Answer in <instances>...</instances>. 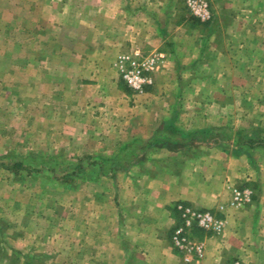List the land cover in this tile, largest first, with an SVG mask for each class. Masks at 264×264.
<instances>
[{
	"label": "rangeland",
	"instance_id": "1",
	"mask_svg": "<svg viewBox=\"0 0 264 264\" xmlns=\"http://www.w3.org/2000/svg\"><path fill=\"white\" fill-rule=\"evenodd\" d=\"M182 1L181 14L171 17H187L198 39L201 35L202 61L185 71L192 73L186 82L193 85L180 87V108L154 103L146 111L145 100L155 83L144 93L133 92L120 78L117 57L114 67L112 60L133 48L147 51L125 40L124 18L101 20L112 17L118 6L117 17H127L139 6L129 0H0V264H153L144 260L145 246L128 226L149 225L141 224L139 209L149 192L140 178L155 171L154 160L164 154L146 144L158 136L152 132L159 124H174L162 118L166 106L182 113L176 119L180 128L162 135L172 143L207 140V135H193L186 128L200 131L206 126L209 108L204 102L212 99L227 104L221 115L230 117L223 124L243 128V141L257 138L264 143V0H207L211 16L206 21L193 16L187 0ZM212 27L217 30L212 41L220 49L229 48L233 55L228 63L235 66L226 70L220 84L207 81L218 72L217 59L210 54L215 44L202 37ZM194 96L200 102L196 108ZM155 111L160 118H154ZM190 149L180 153L205 152L202 147ZM16 161L23 167L13 171L9 167ZM253 183L243 180L233 188L259 191ZM230 198L231 193L213 208L183 201L175 205L208 210L224 219L227 207L232 208ZM179 222L177 212L170 234L163 233V238L181 264H191L198 260H184L170 240ZM215 234L190 231L191 238L204 242L199 260L208 252L205 235L218 238ZM251 241L246 255L259 258L248 263L233 258L232 264H264V238Z\"/></svg>",
	"mask_w": 264,
	"mask_h": 264
},
{
	"label": "crops",
	"instance_id": "2",
	"mask_svg": "<svg viewBox=\"0 0 264 264\" xmlns=\"http://www.w3.org/2000/svg\"><path fill=\"white\" fill-rule=\"evenodd\" d=\"M129 1L132 5L136 4V8L138 6L139 8L133 10L132 13H126L127 17H117V12L120 10L118 6V9L113 11L114 14L113 12L110 13L112 17H102L101 20L112 23L118 21V18H124L126 22L125 40L128 41V44L134 45L136 43L147 51L146 54L158 55L157 67L154 73L155 87L147 95L148 100H145L147 103L146 111H149V106L154 103L177 104L180 108V104L184 102L180 87L186 83V86L193 85V82H189L190 80L186 82L187 76L192 79L190 77L192 73L188 72V75L185 71L190 70L195 64H199V59L202 61L203 52L199 42L201 41V35L198 39V35L195 34L187 17H171L177 12L181 14L180 11L183 10L184 5L182 0ZM138 1L139 3H137ZM215 31L212 30L209 34L208 31H205L206 33H203L202 37H208L212 43V39L215 40L213 38L215 33H211ZM225 32L223 33L224 37H229V33ZM210 47V54L217 59L216 69L218 72L207 78V81L217 84L215 82L218 80L220 84L225 79L224 73L226 70L229 68L235 69V66L228 63L233 54L228 51L229 48L220 49L216 44H211ZM116 57L117 54L114 55L112 60L113 67ZM246 67L250 68L249 65ZM102 84L100 83V85ZM107 84H109V81H107ZM169 88L172 91L167 93L166 91H169ZM217 100L212 99L204 102V105L209 108L204 116L205 127H201L200 131L198 130L200 127L196 126L186 128L187 133L202 134L204 138L207 135V140L203 144L193 141L187 145L174 146L172 143L161 142V139L165 138L162 135L174 133L177 128H180L176 125V119L177 117L180 118L182 113L178 111L170 112L168 106H166L165 116L162 118H171L174 124L168 127L159 124L158 128L154 129L152 133L157 134V137L162 136V138L155 139V137L152 140L150 139V144H146L150 145L153 151L164 152L160 157L161 160H154V165L158 166L157 168L155 166V171L144 172L140 178V180H143L142 183L147 185V192H149L146 195L147 199L145 198L143 201L145 204L139 209L141 224L147 223L149 225L148 227L144 226L145 224L140 225L141 229H133L128 226V230L136 232V235L139 236V239L135 240L140 245L145 246L142 255L145 256L146 263L151 260L153 264H181L172 255L169 250L170 247L166 244V239L163 238V233L170 234L176 220L177 211L173 207L175 203L183 201L213 208L217 202L228 201L235 183L243 180H254L256 183L253 184L258 185L260 190L254 192L253 188L248 186L252 195L249 203L237 209L227 207L221 234L214 233L219 236L218 238L205 235L204 239L208 246L207 255L202 260L194 261L191 264H232L233 258L240 260L241 263H248L250 260L255 261L259 258V254L248 256L246 254L248 253V247H250L248 245L252 244V239L264 238V146L258 144L259 142H254V138L251 144H249V141L247 143L243 141L241 139L243 128L236 126L230 129L229 125L223 124L225 123L224 120L230 116L221 115L227 104L222 105ZM192 102L194 108L200 103L196 96L193 97ZM213 108H219L218 112L213 111ZM155 114L156 117L154 115V118L160 116L157 117L158 113L156 111ZM201 115L190 116L201 118ZM243 115L242 118H245V113ZM236 121L238 123L239 120ZM236 121L234 120V122ZM230 132L233 134L231 138ZM187 146L188 148L191 147V151L202 147L205 152L181 154L180 150L187 148ZM174 150L179 151L174 152ZM170 153L171 155H169ZM166 156H171V159ZM146 160L152 162V160ZM99 213L107 214L104 211H99ZM218 215L221 216V214ZM228 251L232 252L233 257L227 253Z\"/></svg>",
	"mask_w": 264,
	"mask_h": 264
},
{
	"label": "built area",
	"instance_id": "3",
	"mask_svg": "<svg viewBox=\"0 0 264 264\" xmlns=\"http://www.w3.org/2000/svg\"><path fill=\"white\" fill-rule=\"evenodd\" d=\"M187 7L193 16L201 21L210 18L207 0H187ZM158 55L144 54L139 48H133L117 56L115 67L123 83L135 93H144L154 84L153 73L157 67ZM248 188H233L229 205L241 207L250 201ZM180 222L173 228L170 236L172 245L183 254V259L199 260L204 256V242L193 239L189 233L193 229L219 233L224 226V219L216 217L208 210L195 209L181 203L175 205ZM222 210V207H220Z\"/></svg>",
	"mask_w": 264,
	"mask_h": 264
},
{
	"label": "trees",
	"instance_id": "4",
	"mask_svg": "<svg viewBox=\"0 0 264 264\" xmlns=\"http://www.w3.org/2000/svg\"><path fill=\"white\" fill-rule=\"evenodd\" d=\"M211 25H212V23H211ZM213 30V27H212V29H210V28H208V34L211 32ZM156 138H158V137H156ZM158 139H160V138H158ZM167 137H165L161 142H168V143H172L171 141H167ZM255 139V141L254 142H259L258 144H260V145H263L264 143H262V141L259 139V140H257L256 138H254ZM249 141V144H251L252 143V139H249V140H247L246 141V143ZM189 143H192V140H190V141H184V143H181V144H177V143H172L174 146H183V145H187V144H189ZM23 167V163H21V162H18V161H16V162H13L11 165H10V169L11 170H13V171H17V170H19L20 168H22Z\"/></svg>",
	"mask_w": 264,
	"mask_h": 264
}]
</instances>
